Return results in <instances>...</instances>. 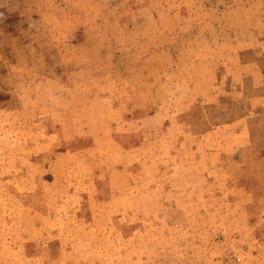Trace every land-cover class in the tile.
Here are the masks:
<instances>
[{"label": "rangeland", "instance_id": "obj_1", "mask_svg": "<svg viewBox=\"0 0 264 264\" xmlns=\"http://www.w3.org/2000/svg\"><path fill=\"white\" fill-rule=\"evenodd\" d=\"M0 264H264V0H0Z\"/></svg>", "mask_w": 264, "mask_h": 264}]
</instances>
